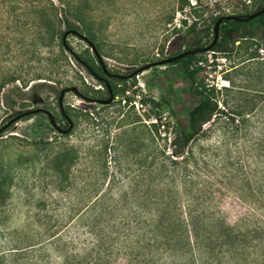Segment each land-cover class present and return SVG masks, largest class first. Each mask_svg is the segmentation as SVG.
I'll return each instance as SVG.
<instances>
[{
  "label": "rangeland",
  "instance_id": "1",
  "mask_svg": "<svg viewBox=\"0 0 264 264\" xmlns=\"http://www.w3.org/2000/svg\"><path fill=\"white\" fill-rule=\"evenodd\" d=\"M87 1L93 44L107 71L119 75H128L173 52L205 47L213 40L218 17L250 14L264 5L258 0ZM29 4L30 0H0V84L13 69L22 75L31 67L44 65L49 55L47 48H40L32 59L23 54V45L34 37L24 29L31 22L24 15ZM13 5L19 8L18 18L11 14ZM221 36L235 40L232 51L198 53L183 64L151 67L123 82L100 71V63L85 41L72 35L66 37L76 57L84 59L117 89H126L106 107L73 92L65 93L63 109L73 123L68 132L60 133L47 115L38 112L18 119L0 133V264H41L43 260L59 264L61 260L50 249V235L56 232L72 250L80 251L92 241L85 222L91 214L88 154L104 133L112 136L137 117L149 125L159 115L162 139L153 142L147 138L146 144L149 149L157 146L170 150V139L186 126L188 113L197 103L190 87H201V82L217 89L216 97L226 110L249 104L258 93L257 106L264 105V32L255 29L254 38L241 40L224 21L218 39ZM56 52L55 48L52 55ZM251 56L255 57L249 59ZM67 57L57 83L38 80L24 85L20 80L4 84L0 91V128L20 113L42 108L53 114L61 129H67L69 123L58 105V94L66 87L75 86L92 98H108L101 82L72 53L68 52ZM224 87L231 90L218 92ZM125 118V123L119 125ZM205 128L212 129L202 136L200 132L190 145L200 161V177L201 146L221 141L213 126L207 124ZM71 147L77 149L80 159L70 170L68 183H60V177L47 163L56 152ZM134 161L123 160L122 164ZM17 249H21L19 253H15Z\"/></svg>",
  "mask_w": 264,
  "mask_h": 264
},
{
  "label": "trees",
  "instance_id": "2",
  "mask_svg": "<svg viewBox=\"0 0 264 264\" xmlns=\"http://www.w3.org/2000/svg\"><path fill=\"white\" fill-rule=\"evenodd\" d=\"M257 2L264 4V0ZM16 9L13 5L11 14L18 18ZM89 10L87 0H30L24 15L31 22L24 29L34 37L23 45V54L32 59L40 48L50 52L40 67H31L22 75L13 69L0 91L6 82H59L68 52L90 73L89 65L75 56L64 39L65 33L76 31L93 42ZM228 23L239 39H252L255 29L264 32V13ZM234 42L221 36L210 51L228 53ZM194 56L169 64H183ZM109 85L114 97L125 92L126 87L117 89L110 81ZM190 89L197 103L188 113L186 126L170 139V150L149 149L146 144L147 138L162 139L159 115L149 125L137 117L130 122L132 127L122 119L118 124H124L123 129L112 136L104 133L90 148L91 214L85 222L92 241L78 251L59 232L50 235V249L61 260L59 264H264V105L257 106L260 93L249 104L226 110L214 87L201 82V87L192 84ZM207 124L215 128L221 141L201 146L200 177V161L190 145L200 132L202 136L211 131L204 129ZM79 159L76 148H66L56 152L47 166L60 177V183H68ZM123 160L135 161L123 166ZM41 264L50 263L43 260Z\"/></svg>",
  "mask_w": 264,
  "mask_h": 264
},
{
  "label": "water",
  "instance_id": "3",
  "mask_svg": "<svg viewBox=\"0 0 264 264\" xmlns=\"http://www.w3.org/2000/svg\"><path fill=\"white\" fill-rule=\"evenodd\" d=\"M262 13H264V7L262 9L256 11L255 13L246 15L244 17L241 16V15H230V16H222V17H219L217 19L215 25H214V29H213V33H214L213 40H212V42L209 45H207L205 47H199V48H194V49L186 50V51H183V52L179 53L176 56L167 57V58L161 59L159 61H155V62H152V63H148V64H146V65H144L142 67H139V68L133 70L128 75H116V76H118V77H120L122 79L130 78V77L135 76V75L141 73L142 71H145V70H147V69H149L151 67H155V66H159V65H165V64L171 63L172 61H175V60L180 59V58H182L184 56H187V55H193V54H197V53L208 52V51H210L212 49L213 45L217 42L218 37H219L220 25L224 21H241V20L248 21V20H251V19H253V18L261 15ZM69 34L77 35V36L81 37L84 41H86L88 43V45L90 46L92 53L95 55V57L97 58L98 62L101 64V67H102L103 71L107 75H111L107 71L106 66H105V64H104V62L102 60V57H101L99 51L97 50L96 46L93 44V42L89 41L85 36L78 34L76 31H70V32L65 33L64 39H66L67 35H69ZM108 91H109V97L108 98H106V99H98V98H92V97L85 96L75 86L67 87V88L62 89L60 91V95H59V98H58V105H59V109H60L62 115L64 116V118L66 119V121L69 123L68 128L65 129V130H62L57 125V123L55 121V118H54L53 114L50 111H48L46 109H42V108H37V109L25 111L23 113H20L16 117H14L5 126H3L2 128H0V133L2 131H4L10 124H12L13 122L17 121L18 119H20V118H22L24 116H27L29 114L38 113V112H42L45 115H47V117L49 119V122L51 123L52 127H54L57 131H59L60 133L68 132V131L71 130V128L73 126V123L70 120V118L63 111V97H64L65 93H67V92H73V93H75L76 96H78L79 98H81L83 100H86V101H89V102H93V103H98L100 105H108L114 99V95H113L112 90H111V87L109 85H108Z\"/></svg>",
  "mask_w": 264,
  "mask_h": 264
},
{
  "label": "flooded vegetation",
  "instance_id": "4",
  "mask_svg": "<svg viewBox=\"0 0 264 264\" xmlns=\"http://www.w3.org/2000/svg\"><path fill=\"white\" fill-rule=\"evenodd\" d=\"M101 66V64H100ZM103 71V69H102ZM104 72V71H103ZM110 73V72H109ZM90 74L95 77V79L103 82L105 85H106V90H107V93H108V97H109V91H108V85H109V80L104 78V77H100L97 73H95L92 69H90ZM111 75H107L105 72H104V75L108 78H117V79H122L116 75H119V74H115V73H110ZM110 86V85H109ZM111 87V86H110ZM112 90V89H111ZM113 93V91H112ZM106 99V98H105ZM63 130V129H62Z\"/></svg>",
  "mask_w": 264,
  "mask_h": 264
}]
</instances>
